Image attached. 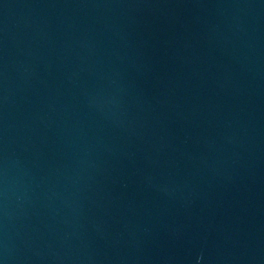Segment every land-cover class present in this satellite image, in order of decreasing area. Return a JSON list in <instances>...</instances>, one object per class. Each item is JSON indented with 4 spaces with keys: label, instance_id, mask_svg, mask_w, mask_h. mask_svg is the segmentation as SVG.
Wrapping results in <instances>:
<instances>
[{
    "label": "water",
    "instance_id": "water-1",
    "mask_svg": "<svg viewBox=\"0 0 264 264\" xmlns=\"http://www.w3.org/2000/svg\"><path fill=\"white\" fill-rule=\"evenodd\" d=\"M0 264H264V0H0Z\"/></svg>",
    "mask_w": 264,
    "mask_h": 264
}]
</instances>
